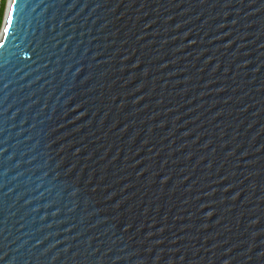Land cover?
<instances>
[{"label":"water","instance_id":"obj_1","mask_svg":"<svg viewBox=\"0 0 264 264\" xmlns=\"http://www.w3.org/2000/svg\"><path fill=\"white\" fill-rule=\"evenodd\" d=\"M0 264H264V0H8Z\"/></svg>","mask_w":264,"mask_h":264},{"label":"snow or ice","instance_id":"obj_2","mask_svg":"<svg viewBox=\"0 0 264 264\" xmlns=\"http://www.w3.org/2000/svg\"><path fill=\"white\" fill-rule=\"evenodd\" d=\"M13 3H15V0H13ZM12 11L13 10H11V9L9 10L6 26L3 28V33L5 36L8 35V33L10 31V27L12 26V23H13Z\"/></svg>","mask_w":264,"mask_h":264},{"label":"built area","instance_id":"obj_3","mask_svg":"<svg viewBox=\"0 0 264 264\" xmlns=\"http://www.w3.org/2000/svg\"><path fill=\"white\" fill-rule=\"evenodd\" d=\"M7 1L8 0H0V33L2 30L4 18H5V10H6ZM1 13H2V15H1Z\"/></svg>","mask_w":264,"mask_h":264},{"label":"trees","instance_id":"obj_4","mask_svg":"<svg viewBox=\"0 0 264 264\" xmlns=\"http://www.w3.org/2000/svg\"><path fill=\"white\" fill-rule=\"evenodd\" d=\"M2 12V11H1ZM1 15H2V13H1Z\"/></svg>","mask_w":264,"mask_h":264}]
</instances>
